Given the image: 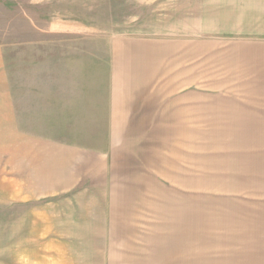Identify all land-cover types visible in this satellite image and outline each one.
Returning a JSON list of instances; mask_svg holds the SVG:
<instances>
[{"label": "crops", "instance_id": "1", "mask_svg": "<svg viewBox=\"0 0 264 264\" xmlns=\"http://www.w3.org/2000/svg\"><path fill=\"white\" fill-rule=\"evenodd\" d=\"M160 2L167 8L150 27L87 49L97 57L76 58L89 64L87 74L96 70L94 78L74 71L69 46H24L35 56L32 63L19 57L16 68L7 63V46H0L4 163L14 165L20 187L32 191L26 199L65 198V214H85L80 222L90 220V199H100L95 219L115 224L130 167L136 160L153 169L169 119L185 116L186 98L176 90L202 85L203 71L211 86L242 87V101L260 103L257 110L264 113V0ZM42 51L53 55L40 60ZM76 133L97 134V144ZM151 138L156 144L150 147L144 142ZM105 239L119 246L107 264H264L255 252L219 255L199 238Z\"/></svg>", "mask_w": 264, "mask_h": 264}, {"label": "rangeland", "instance_id": "2", "mask_svg": "<svg viewBox=\"0 0 264 264\" xmlns=\"http://www.w3.org/2000/svg\"><path fill=\"white\" fill-rule=\"evenodd\" d=\"M152 1L0 0V46H7V63L15 68L19 57L33 61L35 55L24 46H69L74 71L87 74L89 64L76 58L97 57L87 49L108 47L117 37L150 27L167 8ZM35 29L53 32L33 38ZM51 55L42 51L37 56ZM95 71L87 75L94 78ZM207 75L203 71L202 85L176 90L186 98L185 116L169 119L158 143L162 157L154 160L153 169L136 160L130 167L115 224L95 219L100 199H90L87 222H80L85 214H65V198L26 199L32 191L20 187L14 165H5L0 132V264H107L119 249L116 240L106 245L107 237L199 238L214 244L219 255L264 256V113L257 110L260 103L242 101V87L211 86ZM74 137L98 141L93 133ZM144 143L151 147L156 141Z\"/></svg>", "mask_w": 264, "mask_h": 264}]
</instances>
